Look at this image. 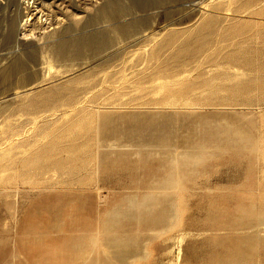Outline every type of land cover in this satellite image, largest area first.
Segmentation results:
<instances>
[{
	"label": "rangeland",
	"instance_id": "374dc122",
	"mask_svg": "<svg viewBox=\"0 0 264 264\" xmlns=\"http://www.w3.org/2000/svg\"><path fill=\"white\" fill-rule=\"evenodd\" d=\"M109 1L57 0L41 28L36 18L22 24V0H0V242L15 236L3 222L9 200L91 169L97 108L175 97L205 114L210 167L228 183L225 198L182 201L197 223L223 230L202 233L213 245L209 264H237L240 246L246 264H264V0ZM100 33L112 45L94 54L83 41ZM63 41L72 43L57 49ZM16 57L24 66L10 68ZM76 88H87L77 103ZM27 118L31 124L16 126ZM193 234L176 237L164 264H199L189 256Z\"/></svg>",
	"mask_w": 264,
	"mask_h": 264
},
{
	"label": "crops",
	"instance_id": "0c3cea01",
	"mask_svg": "<svg viewBox=\"0 0 264 264\" xmlns=\"http://www.w3.org/2000/svg\"><path fill=\"white\" fill-rule=\"evenodd\" d=\"M121 102L98 108L91 169L8 201L3 222L15 236L0 242V264H164L181 232L194 233L190 260L209 264L213 245L202 233L223 230L182 209L228 191L210 167L205 114L175 97ZM237 264H246L241 246Z\"/></svg>",
	"mask_w": 264,
	"mask_h": 264
},
{
	"label": "bare ground",
	"instance_id": "6f19581e",
	"mask_svg": "<svg viewBox=\"0 0 264 264\" xmlns=\"http://www.w3.org/2000/svg\"><path fill=\"white\" fill-rule=\"evenodd\" d=\"M46 1L47 0H22V3L24 5V9H26L25 10L26 11V18H25V21L22 24L26 25L27 23H30L31 20L34 19V18H36L37 26H41V28L45 24L51 23V21L54 19V15L55 14L50 13L48 10L51 7V5L57 0H52L50 2H46ZM62 1L65 2V0H61V2ZM68 1H71V0H68ZM79 1H85L86 4H87V1H90V0H77V2H79ZM143 1L145 3H142V5H144V6H152V4L154 6H157V5H162V4H166V3L177 1V0H143ZM118 2H119V0H110L108 2L107 6L108 7H115L118 4ZM56 19L58 20V18H56ZM14 25H15V23H14V21H12L11 24H10V32H8V36L12 32V30L14 28ZM103 36H105L104 33H100V36L97 37V38H96L95 35H92V36H90V38H88V40H84L83 43L87 44V46L89 47L91 52H93L94 54H99L100 52H103V51L109 49L111 47V45H112V41H111L112 38H110V37H108V38L104 37L103 38ZM71 43L72 42H65V41L60 42L59 45H57V49H64L65 46L68 47ZM83 43H82V41H79V40H77L75 43H73L75 55L79 56V55L83 54L82 50H84V49H80V46L84 45ZM27 54H28L29 57H35V52H29ZM23 63L24 62H21V58L20 57H16L15 59H13L11 61L9 67L10 68L11 67L12 68L13 67H18L19 68V67L24 66V65H22ZM30 78H31V76L29 74H25V76L21 79V84H24V85L27 84L29 82ZM86 89L87 88H76L75 94H71L70 95V98L73 100L71 102L77 103V102L81 101L82 97L87 92ZM51 93H52V91H47V92H45L44 96L50 97L49 95H51ZM19 110H20V108L16 109L15 111H17V113H18ZM44 110H48V109H44ZM33 112H35V111H31V113H33ZM97 112H98V108L96 109V113ZM14 114H15V112H14ZM45 117H47V116L44 115L43 119H45ZM21 121L22 122L18 123L16 126L25 127V126H27V125L32 123L28 118L24 119V120H21ZM36 122H37V120H36ZM3 139H4V137H3V134H2V130L0 129V144L3 143V141H4Z\"/></svg>",
	"mask_w": 264,
	"mask_h": 264
}]
</instances>
